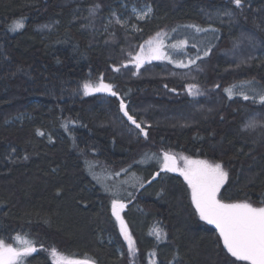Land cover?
Returning a JSON list of instances; mask_svg holds the SVG:
<instances>
[{"label": "trees", "instance_id": "16d2710c", "mask_svg": "<svg viewBox=\"0 0 264 264\" xmlns=\"http://www.w3.org/2000/svg\"><path fill=\"white\" fill-rule=\"evenodd\" d=\"M116 1L150 5L153 17L138 23L135 33L124 32L110 12ZM221 11L230 15L214 20L212 15ZM109 16L112 27L102 31ZM21 18L25 26L10 31ZM197 27L210 42L186 49L189 63H195L174 67L154 61L136 72L130 55L155 33L165 30L166 37L169 30L183 28L197 33ZM241 38L258 48L238 60L226 59L224 52L240 50ZM99 78L112 86L113 99L85 94L84 84L95 86ZM211 84L220 88L216 96L233 107L207 116L208 124L204 117L199 126H178L188 123L185 118L191 121L192 111L200 117L199 106L209 109L214 98L189 101L185 88ZM244 84L254 86L249 90L256 97H239L240 91L250 95ZM261 90L264 0H242L239 8L233 0H0V240L13 247L23 246L17 236L34 242L37 250L23 258L24 264H51L53 248L92 264H120L122 241L109 214L110 196L86 174L85 160L90 156L112 172L124 171L140 159L133 161V153L147 145H153L154 155L173 151L221 164L228 177L219 199L264 206V129L239 128L246 111L264 108L257 96ZM165 93L172 95L169 101L179 100L170 103L161 98ZM121 102L146 126L145 139L129 126ZM152 105L164 106L160 109L175 118L162 122ZM147 181L150 175L132 201H123L128 203L126 232L135 244L133 264H231L235 258L216 230L197 217L183 178L162 172L142 188Z\"/></svg>", "mask_w": 264, "mask_h": 264}, {"label": "snow or ice", "instance_id": "6c2138e0", "mask_svg": "<svg viewBox=\"0 0 264 264\" xmlns=\"http://www.w3.org/2000/svg\"><path fill=\"white\" fill-rule=\"evenodd\" d=\"M233 3L239 8L241 7L242 0H233ZM150 11L151 9H149ZM226 14L230 15V13ZM147 15L148 12H145L138 18L142 19ZM117 22L119 23V21ZM24 26L23 18H21L14 20L9 26V30L17 31ZM196 31H201V29L197 27ZM185 43V41H180L172 47H183ZM148 44L149 47L146 52L143 46H141V52L133 56V60L138 68L142 66L145 59L148 61L153 59H169V62H172L161 50L163 47L162 42L158 41L153 44L152 41H149ZM205 55H208V53L205 52ZM196 59H200V57L197 56ZM190 63H195V60H191ZM176 66L187 67L183 62H177ZM116 70L119 71V69ZM83 87L86 95L93 91H107L113 96L116 95L111 85L102 82L95 86L90 83H85ZM192 87L194 86H189L190 94ZM225 92L229 98L233 96L232 88L225 89ZM257 96L259 103L264 104V90L257 93ZM243 99L248 100L249 96L243 95ZM120 108L136 128L140 129L147 136V132L125 110L123 102H121ZM256 126L257 121L254 118L249 120L246 125L247 128L251 129H255ZM39 134L43 135V133ZM180 159L184 161L182 167L178 166L175 156L165 152L160 170L164 172H178L179 175L183 176L188 187L191 189V200L196 211L199 213L200 219L215 226L219 233V238L223 241L224 249H226L231 257L235 258L231 261V264H236L237 261L245 262V264H264V206L255 207L248 202H223L221 199H218V194L227 180L228 173L223 169L221 164H210L205 160H191L188 157H181ZM123 207L124 205L118 200H113V215L121 221L122 231L125 226L123 225L119 211ZM124 235L129 241V251L134 252L131 238L126 231ZM16 239L21 241L22 247H13L10 244H6L3 240H0V264H24L23 258L37 250L33 246L34 242L22 239L20 236H17ZM51 255L54 258L57 257V252L54 248L51 251ZM56 264H82V262L68 258H58Z\"/></svg>", "mask_w": 264, "mask_h": 264}, {"label": "rangeland", "instance_id": "374dc122", "mask_svg": "<svg viewBox=\"0 0 264 264\" xmlns=\"http://www.w3.org/2000/svg\"><path fill=\"white\" fill-rule=\"evenodd\" d=\"M114 6L115 7H112L110 10V12L112 14V19L114 20V22L117 25H119L120 28H122L124 30V32H127L129 34L135 33L138 30V26H137L138 23L145 22L146 20H149L153 17V12H152L151 6L144 4V3L136 6V3H128L126 1H116ZM149 9H151L150 12H149ZM145 12H148L147 16H144L142 19L138 18V17L142 16L143 13H145ZM226 13H227L226 11H221V12H217V13L213 14L212 16H213L214 20H218V19L221 20L227 16ZM117 21H119V23ZM111 27H112L111 17L109 16V17L105 18L104 28L102 27V31H104V29L108 30ZM102 31H101V33H103ZM202 32L203 31H197V33H196V32H194L188 28H183V29H180L177 31L173 30V32L169 30L168 35L166 37H165V34H166L165 30L158 32V33H155L152 36V38L147 40V41L148 42L152 41L153 44H155L158 41L159 42L161 41L162 45H163L161 50L166 54L167 57H169L172 60V62H169V59H153L151 61H165L166 63H169V64L173 65L174 67H177L176 66L177 62H183V64H185L187 66L191 65L192 63H189V59H188L191 56L189 54H186V52H187L186 49L188 47H191V46L200 47L203 44H207L208 42H210L209 35L205 33L203 36H201ZM147 41H145L143 44H145ZM180 41L186 42L183 45V47H178V48L172 47L173 45L178 44V42H180ZM236 44L237 43H234L235 46H236ZM238 44L240 46V50L233 48L230 51L231 53L230 52L229 53L224 52V55H226V57L225 56L224 57L226 59L228 58V59L238 60L239 58H243V57H246L247 55H250V52L252 54V52H254L256 50V47L258 48V46H253V45L251 47L252 41L250 38H244V39L241 38V41ZM255 44H256V42H255ZM236 50L241 51V53L239 51H236ZM135 55H130V58L132 59V61H133V56H135ZM183 57H185V58L183 59ZM131 59L128 60L127 63H123L122 68H126L127 64L132 62ZM232 63H234V62H232ZM112 71L115 72L116 68H112ZM100 80H101V78H99L97 83L102 81V80L101 81ZM97 83L95 85H97ZM250 85L244 84L243 87H246L247 90H249L250 89L249 87H254L252 84H250ZM208 88H210V89L199 90L194 86L192 88L193 89V91H192L193 98H191L189 101H192V102L197 101V103H198L199 101H201L203 99H207L211 95V97H214V98H212V105L210 106V108L208 109V106H205L208 104H205V105L202 104L201 106H199L200 117H196L195 113L192 111L191 115H190L191 121H189L190 119L185 118L184 122H188V123H186L185 125H178V126H180L181 128H184L185 126H189V125L194 126V127L199 126V124L197 123L198 120L200 118H201V120H203L204 117H205L204 118V124H208V121L206 120L207 116L213 117L215 115H219V114H221V112L222 113L225 112V109L227 108V106L233 107V105L230 103L225 104L223 98L216 96L217 94L220 93L219 87H216L215 84H211L208 86ZM197 93H199V94H197ZM249 93H250V95H248V93H244L243 91H240L239 97L241 99H243V95H248L249 98L256 97V93L254 91L249 90ZM83 94H84V92H83ZM171 94L177 95V93L174 90H171ZM184 94H185V96H188L186 90H185ZM172 95L165 93V94H163V96L161 98H164L166 101L174 104V103H176L177 100H179V98L176 100L174 98L173 100L169 101V99L172 98ZM98 97H106V96H98ZM106 98H108V97H106ZM189 104H193V103L189 102ZM124 105L126 108V104H124ZM148 107L150 110L152 109L154 112H159V114H161V116L163 117V118H161L162 122L170 120L172 118H175V116L173 114L170 115L169 111L166 112L165 110L160 109V108H163L164 106H153L152 105V106H148ZM196 107H198V106H196ZM191 108L195 109V107H193V106ZM136 111L141 112V111H138L137 109H136ZM141 113H143V112H141ZM143 114H145V113H143ZM202 114H203V116H202ZM250 115H252V116H250ZM192 117L196 118V119L194 121H192ZM255 117H258L256 128L255 129L247 128L246 125H247L248 121L255 118ZM118 121L120 122L119 117H117L116 122H118ZM120 123H122V121ZM155 123H159V122H157L155 120ZM151 124H154V122L152 123V121H151ZM262 125H264V108L262 109L261 113L252 114V112L246 111L244 117L242 116V119L240 120L239 128H242L241 131H243V132H244V129L248 130L247 132H254V131H257L259 129H264V126H262ZM113 126H114V124H113ZM167 127H169V126H167ZM131 128H133V127H131ZM142 128L144 129V131L146 130V126L142 127ZM134 130H136V134L138 136H140L142 139H145L146 136L143 138L142 132L140 130H137V129H134ZM169 130H171V129L169 128ZM165 132H166V129H165ZM134 150L132 149L133 152H134ZM154 150H155V148L153 147V145L150 146V148L147 145V146L143 147V149H141V151L139 153L134 152L133 155L131 156L133 161L140 158L138 160V162H136L137 165L135 163L133 166L129 167V169L124 170V171H122V169H117V171H114V172H120V176L118 173H114V172L110 171L108 168H106L107 167L106 165L91 160L89 158L90 156L87 157V155H88L87 152L84 153V155H86V157H87L85 162L88 163L86 165V168H85L86 174L90 173L91 178L98 184V187L102 191H104L103 193H105L106 195L108 194L110 196L109 200H108L109 201V206H108L109 214H111V208H112L113 200H118L119 202H122V203H125V205H128L127 202H123V201H125L124 199L126 197H130V199L132 201V196H133L134 190H136V188L139 186V184L143 180H145L148 175H150V181H151L152 176H153L152 171L155 168H158L160 170L161 163L163 161V154L165 152L154 155V154H152ZM167 153H170L177 158L178 166H180V167L183 166L184 161L180 158L181 157H187V156H185V154L173 152V151H168ZM191 160H194V159H191ZM209 163L215 164L212 162H209ZM135 165H136V167H135ZM177 174H179V173L177 172ZM179 176L181 178H183V176H181V175H179ZM222 187H221V189H222ZM189 193H190L191 204H192L193 208L195 209V206L193 205L192 200H191V189L190 188H189ZM218 196H219V194H218ZM107 197L108 196H106V198ZM218 199H219V197H218ZM195 211H196V209H195ZM196 215L201 222H204L205 224L211 226L212 228H214L216 230L214 225H210L206 221L201 220L199 213L197 211H196ZM116 227H117V231H118V234L120 237L119 240L122 241V245L119 246V257H121L120 258L121 259L120 264H133L132 260L136 257L135 251L134 252L129 251V241L121 233L120 227L118 226L117 222H116ZM216 232L218 233L217 230H216ZM127 234L131 238V240L133 242V247L135 250V244H134V240H133L131 234H129V233H127ZM218 235H219V233H218ZM222 244H223V241H222ZM121 250H123L126 253L125 257H124L123 252ZM51 251H49V253H48V257L51 260V264H56V261L58 258H68V257L60 254L57 250H56L57 257L54 258L51 255ZM155 254H156V252H155ZM68 259L80 261V260L73 259V258H68ZM80 262H82V264H86V263L88 264V261L81 260Z\"/></svg>", "mask_w": 264, "mask_h": 264}, {"label": "water", "instance_id": "95a60500", "mask_svg": "<svg viewBox=\"0 0 264 264\" xmlns=\"http://www.w3.org/2000/svg\"><path fill=\"white\" fill-rule=\"evenodd\" d=\"M141 46H143V45H141ZM141 46H140V48H139V50H138V53L141 52ZM134 62H135V61H134ZM149 63H150V62H145V63H143L142 66H140V67H143V66H145V65H147V64H149ZM140 67H139V68H140ZM139 68L136 66V70H138ZM100 83H101V82H100ZM102 83H103V82H102ZM104 84H105V83H104ZM87 95H93V96H106V97L111 98V99H113V98L115 97V96H113L111 93H109V92H107V91H99V92L93 91V92H90V93L87 94ZM121 111H122V110H121ZM122 113H123V115H124V111H122ZM124 117H125V119L127 120V122L129 123V125H130L131 127H133L134 129L139 130V129L136 128V126H135V125H134V124L128 119L127 116L124 115ZM144 137H145V135L143 134V138H144ZM120 203H122V202H120ZM122 204L124 205V207H123L122 209H120L119 214H120L121 219L123 220V216H122V214H123V212L126 210V205H125L124 203H122ZM111 216H112V218L117 222V224L119 225L120 229L122 230L121 221L118 220V219L116 218V216L113 215L112 208H111ZM123 225L125 226L123 231H126V230H127V226H126L124 220H123ZM86 264H87V263H86ZM88 264H92V263L88 261Z\"/></svg>", "mask_w": 264, "mask_h": 264}, {"label": "flooded vegetation", "instance_id": "af4514ba", "mask_svg": "<svg viewBox=\"0 0 264 264\" xmlns=\"http://www.w3.org/2000/svg\"><path fill=\"white\" fill-rule=\"evenodd\" d=\"M148 42V41H147ZM145 43V44H143V48H144V50H145V52L147 51V49H148V47H149V44L148 43ZM161 42V41H160ZM137 54H138V52H137ZM145 62H154V61H148L147 59H145L144 60V62L143 63H145ZM135 65H136V63H135ZM137 66V65H136ZM137 71V70H136ZM100 83V82H99ZM98 83V84H99ZM189 86H191V85H189ZM189 86H187L185 89H186V91H187V94H188V97L189 98H193V94H192V91H193V89H191V94H190V92H189ZM193 86H195L197 89H199V90H204V89H210V88H208V87H202V86H197V85H193ZM193 88V87H192ZM203 88V89H202ZM113 90V89H112ZM140 130V129H139ZM142 135H143V133H142ZM162 172H164V171H161V170H159V172L158 173H162ZM119 174V176H120V173H118ZM171 174H175V175H179V174H177V172L175 173V172H171ZM118 176V177H119ZM153 177H155V179L158 177V175H157V173L156 174H154L153 175ZM152 177V178H153ZM184 180V179H183ZM185 182V181H184ZM186 183V182H185ZM150 184V182L149 181H147L145 184H143V186H142V188H144V187H147L148 185ZM186 185H187V183H186ZM188 186V185H187ZM141 188V189H142ZM195 210V209H194ZM126 211V210H125ZM124 211V212H125ZM124 212H123V214H124ZM196 212V211H195ZM123 214H122V216H123Z\"/></svg>", "mask_w": 264, "mask_h": 264}, {"label": "bare ground", "instance_id": "6f19581e", "mask_svg": "<svg viewBox=\"0 0 264 264\" xmlns=\"http://www.w3.org/2000/svg\"><path fill=\"white\" fill-rule=\"evenodd\" d=\"M137 4V3H136ZM135 6V5H134ZM137 6V5H136ZM132 10V9H131ZM104 68V67H103ZM126 80H127V78H126Z\"/></svg>", "mask_w": 264, "mask_h": 264}]
</instances>
